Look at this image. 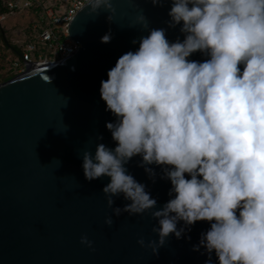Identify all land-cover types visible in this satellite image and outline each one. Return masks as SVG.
Returning <instances> with one entry per match:
<instances>
[{
    "label": "clouds",
    "instance_id": "obj_1",
    "mask_svg": "<svg viewBox=\"0 0 264 264\" xmlns=\"http://www.w3.org/2000/svg\"><path fill=\"white\" fill-rule=\"evenodd\" d=\"M165 0H151L163 6ZM166 21L179 25V37L169 41L165 28L149 27L143 9L130 27L147 32L120 55L100 82L106 122L114 148L96 143L85 150L86 180L103 176L102 188L113 216L149 212L157 222L156 239L137 244L153 256L166 238L185 236L197 221L210 227L199 242L208 258L204 264H264V0H170ZM90 14L116 9L113 0H86ZM83 5V6H85ZM70 36V33H69ZM111 32L100 37L109 43ZM202 60H193L194 53ZM97 141L103 139L97 135ZM141 157L148 178L170 181L169 199L161 207L128 172L126 165ZM123 195L130 203L113 207ZM183 222L181 226L178 224ZM80 243L92 248L86 235Z\"/></svg>",
    "mask_w": 264,
    "mask_h": 264
},
{
    "label": "water",
    "instance_id": "obj_2",
    "mask_svg": "<svg viewBox=\"0 0 264 264\" xmlns=\"http://www.w3.org/2000/svg\"><path fill=\"white\" fill-rule=\"evenodd\" d=\"M112 21L107 12L92 15L85 5L73 16L67 32L79 48L68 57L33 65L26 71L0 82V264H204L203 247L193 251L200 234L210 225L197 221L184 234L174 235L153 256L151 249L137 244L155 240L157 225L149 212L113 216L102 188L110 178L88 181L82 169L85 150L94 154L95 144L114 148L116 142L106 128L115 120L100 97V82L125 52L138 48L146 31L136 25L137 11L143 9L149 27L165 28L169 41L182 40L179 25L169 28L166 21L171 6H153L151 0H113ZM111 32L109 43L100 37ZM190 59L202 60L200 53ZM97 135L103 139L97 141ZM141 157L126 165L134 178L161 207L169 199L170 181L161 179L155 168V182L148 178ZM130 203L123 195L113 207ZM183 222L178 224L181 226ZM158 226V225H157ZM86 235L93 250L80 243ZM213 264H217L212 254Z\"/></svg>",
    "mask_w": 264,
    "mask_h": 264
},
{
    "label": "built area",
    "instance_id": "obj_3",
    "mask_svg": "<svg viewBox=\"0 0 264 264\" xmlns=\"http://www.w3.org/2000/svg\"><path fill=\"white\" fill-rule=\"evenodd\" d=\"M3 3L8 9L5 14L27 8H40L41 11L40 19L32 23L31 31L24 33L23 39L30 40L20 51L13 50L14 56L8 55L3 59L14 75L33 65L68 57L79 48L67 30L74 14L85 5L86 0H3Z\"/></svg>",
    "mask_w": 264,
    "mask_h": 264
},
{
    "label": "trees",
    "instance_id": "obj_4",
    "mask_svg": "<svg viewBox=\"0 0 264 264\" xmlns=\"http://www.w3.org/2000/svg\"><path fill=\"white\" fill-rule=\"evenodd\" d=\"M7 12H8V9L4 5L3 0H0V15H4V17H2L1 20H4L6 18H10L11 16H14V15H16V16H18V15H21V16L26 15L24 17H26L27 19H26V21H24V18H23V21L19 22V26L15 25L14 27H12L11 31L9 30L10 32H6L7 31L6 28L4 29L0 25V41H3L4 48H5V51L3 52V51H1V47H0V82H3L5 80L11 78L14 75V73L10 74L13 71H12L11 68H9L8 62H5L3 60L5 57H7L8 51L10 53L13 52V50L20 51L22 46L26 42H28L30 40V38H26V40L23 39L19 43H12L10 38L16 34L18 29L19 30L22 29L23 30V34L24 33L25 34L29 33L31 31L32 23L35 22V21H38L40 19L39 18V14H40L41 11H40V8H27V9H24V10H21V11H18V12L5 14ZM40 25H42V24L40 23ZM6 65H7V68H6Z\"/></svg>",
    "mask_w": 264,
    "mask_h": 264
},
{
    "label": "rangeland",
    "instance_id": "obj_5",
    "mask_svg": "<svg viewBox=\"0 0 264 264\" xmlns=\"http://www.w3.org/2000/svg\"><path fill=\"white\" fill-rule=\"evenodd\" d=\"M0 16H2V15H0ZM24 16H26V15H23V16H21V15H18V16H16V15H14V16H11L10 18H6V19H4V20H1L0 21V25H1V27H3L4 29L6 28V32H10L11 31V29H12V27H14L15 25L16 26H19V22H22L23 21V18H24V21H26V17H24ZM2 17H4V15L2 16ZM1 18V17H0ZM18 23V24H17ZM10 30V31H9ZM23 37H24V34H23V30L22 29H18V31L16 32V34L14 35V36H12L10 39H11V42L12 43H19V42H21L22 40H23ZM0 47H1V51H5V48H4V43H3V41H0ZM9 49V48H8ZM11 49V48H10ZM12 50V49H11ZM10 50V51H11ZM8 55H11V56H14V53L13 52H9L8 51ZM7 55V56H8ZM6 68H7V65H6ZM12 73H14V72H11L10 74H12ZM9 74V75H10ZM14 76V75H13Z\"/></svg>",
    "mask_w": 264,
    "mask_h": 264
}]
</instances>
